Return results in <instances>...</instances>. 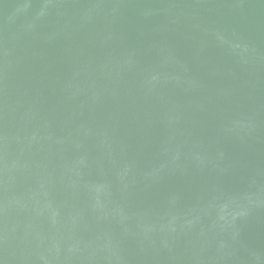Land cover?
Returning a JSON list of instances; mask_svg holds the SVG:
<instances>
[{
	"label": "water",
	"instance_id": "95a60500",
	"mask_svg": "<svg viewBox=\"0 0 264 264\" xmlns=\"http://www.w3.org/2000/svg\"><path fill=\"white\" fill-rule=\"evenodd\" d=\"M0 264H264V0H0Z\"/></svg>",
	"mask_w": 264,
	"mask_h": 264
}]
</instances>
